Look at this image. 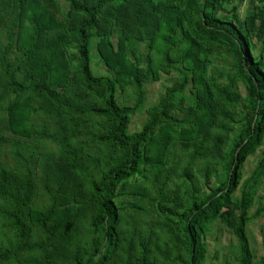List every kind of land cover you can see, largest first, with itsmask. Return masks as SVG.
I'll return each instance as SVG.
<instances>
[{"label": "trees", "instance_id": "trees-1", "mask_svg": "<svg viewBox=\"0 0 264 264\" xmlns=\"http://www.w3.org/2000/svg\"><path fill=\"white\" fill-rule=\"evenodd\" d=\"M245 1L0 0V264H204L217 221L238 264H264V151L244 179L264 145V0L241 17Z\"/></svg>", "mask_w": 264, "mask_h": 264}, {"label": "rangeland", "instance_id": "rangeland-1", "mask_svg": "<svg viewBox=\"0 0 264 264\" xmlns=\"http://www.w3.org/2000/svg\"><path fill=\"white\" fill-rule=\"evenodd\" d=\"M66 8V6H64ZM253 8V3L250 0H246L242 7L240 8L241 17H245V15L251 11ZM140 50L144 53L146 48L144 45H139ZM91 68L93 74L98 77H107L110 76V72L102 63L98 52L94 46V41L91 47ZM162 78L159 81L150 82L147 84V103L146 107L139 112L132 119V124L130 125V133L138 132L148 119L147 109L151 106H154L160 100L161 96L165 92L166 86H169L173 83L175 79L178 78L176 73L171 76H167L162 74ZM244 93V90H243ZM1 111V107H0ZM0 117L2 114L0 112ZM9 142L5 143L4 151L8 155V158L4 157V161L10 165L14 164V151L15 146H13L12 141L13 137L10 135H6ZM24 146V145H23ZM31 146L34 148L37 147L38 151H42L43 148L40 144L36 142H31ZM55 145L49 143L46 145L45 150L54 149ZM25 153V148H23ZM264 151V145L258 150V152L251 156L245 165V176L246 179L251 171L254 169L258 161L261 159ZM41 204L45 202V199L40 200ZM264 204V182L262 183L259 193L256 197L254 207L252 209V213L256 212L261 205ZM249 236L252 242L253 249L256 254V261L259 262L264 256V216L259 217L258 219L251 222L248 226ZM206 243L208 245V257L204 264H238V241L236 237L227 230L220 222H214L208 226V231L206 233Z\"/></svg>", "mask_w": 264, "mask_h": 264}]
</instances>
